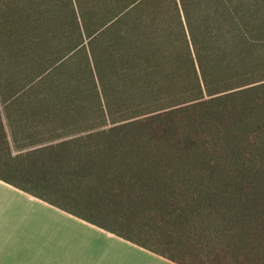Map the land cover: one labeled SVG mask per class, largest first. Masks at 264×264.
<instances>
[{"label": "trees", "instance_id": "obj_1", "mask_svg": "<svg viewBox=\"0 0 264 264\" xmlns=\"http://www.w3.org/2000/svg\"><path fill=\"white\" fill-rule=\"evenodd\" d=\"M76 2L80 22L71 0H0V133L3 138L2 112L11 110L23 97L30 96L28 100H33L39 91L48 93L46 84L50 92L60 96L66 92L72 96L88 92L98 96L99 83L107 99V88L113 83L107 80H114L122 88L133 87L125 90L129 97L134 91L135 97L145 95L149 106L168 96H183V101L200 100L186 105L189 106L186 111L190 117L192 110L200 112L197 119L208 126L209 147L204 143L205 136L186 133L166 151L157 143L168 144L170 139L165 136L176 129L174 124L163 121L168 115L157 113L143 120L150 125L157 120L146 133L153 138L150 156L156 158V173L166 175L172 185L177 180L179 184L174 187L182 188L186 194L184 201L191 204V207H171L164 212L165 217L178 223L182 233H202L223 243L227 240V244L220 245L221 252H233L235 264H262L264 188L261 187L264 185L258 178L261 172L257 174L258 167L245 165V161L251 160H246L247 156L239 148L237 152L231 151L236 131L229 130L222 110L206 108L213 103L211 99L202 100L204 93L211 96L213 92L243 86L233 82L242 79L244 83L261 71L263 46L249 35L253 14L262 9L258 1L98 0L99 4L94 7L107 8L109 17L100 25L95 22L93 30L86 19L89 7L84 0ZM67 6L73 23L69 31L60 24L56 14ZM79 23L88 39L85 44ZM183 80L187 86H183V91L178 90L181 87L178 82ZM161 82L164 88L159 85ZM7 122L6 118L8 126ZM122 130L114 127L103 134H119ZM140 135L134 136L140 138ZM222 143L237 155L234 157L239 162L237 174L227 171L228 165L221 164L218 168L210 160L201 166L192 159V152L200 153L202 158L217 154ZM256 151L261 153L259 148ZM165 156H169L168 161L159 159ZM220 168L227 172L222 173ZM212 221L217 224L213 230L208 225ZM142 247L177 264H187L166 253Z\"/></svg>", "mask_w": 264, "mask_h": 264}, {"label": "rangeland", "instance_id": "obj_2", "mask_svg": "<svg viewBox=\"0 0 264 264\" xmlns=\"http://www.w3.org/2000/svg\"><path fill=\"white\" fill-rule=\"evenodd\" d=\"M255 1H258L262 9L253 14L249 35L263 46L260 52L264 56V0H253ZM71 2L80 22L77 2L76 0ZM84 2L89 7L87 23L93 30L95 22L100 25L108 19L107 8L100 5L94 7L99 4L98 0ZM56 14L60 17V24L69 31L73 27L69 6L57 11ZM79 25L85 44L88 39L82 23ZM120 25L122 26V23ZM260 69V72L252 74L251 79L244 83L242 79L233 82L234 85L240 83L243 86L226 92H213L211 96L204 93L202 100L213 101L207 104L206 108L222 110L227 117L225 121L229 123V130L237 133L233 140L234 149L232 143L230 145L231 151L237 152L239 148L244 156H247L246 160H251L245 161V165L258 167L259 170H255L257 171L255 173L261 172L258 178L264 185V63ZM183 81L178 82L181 85L178 90H185L183 86L187 85L185 80ZM107 82H113L107 88V99L99 83L98 96L91 92L74 96L66 92L60 96L50 92L46 84L48 93L40 94L39 91L33 100H28L30 96L23 97L11 106V110L2 112V121L5 127H11V132L7 131L9 139L6 141L2 140L0 135V162L22 166L28 175L34 163L35 168L39 170L40 163L43 162V171L39 170L40 173L35 171L34 176L39 179L35 185L43 190L41 193L51 197L45 200L60 208L70 209L82 218L111 226L113 231L137 244L166 253L187 264H235L233 252H221L220 245L227 244V240L223 243L222 240H211L202 233H182L178 223L174 224L172 219L165 217L164 212L169 209L188 205L191 207V204L187 205L184 201L186 198L184 190L174 187L179 184L177 180L173 181L175 184L172 185L171 179L169 180L166 175L156 173L157 166L154 163L156 158L150 156V141L153 138L146 136V133L155 126L157 120L153 125L143 120L157 113H166L169 118L163 121L176 127L168 137L165 136L167 140L170 139L169 143L158 142L157 146L168 151L176 141L183 139V134L186 133L205 136L204 143L208 146L207 141L210 143L208 126L199 123L197 115L200 112L192 110L193 116L190 117L186 111V107L200 100L183 101V96L182 98L168 96V99L159 100L153 103V106H149L145 95L135 97L134 91L133 96H128L125 90L133 89L131 85L122 88L114 80ZM159 85L164 88L162 82ZM161 88H158L159 91L163 90ZM85 89L87 90V87ZM162 102L163 104L157 106ZM195 115L196 119L193 120ZM6 118L9 119L8 126ZM185 120L188 124H184ZM114 127H122L123 130L119 134H103ZM140 133V138L134 136ZM36 142L46 146L43 152L38 154V158L24 157L25 152H21L23 154L18 159L10 158L11 145L14 151H17V148H28ZM218 146L222 148L217 154L202 158L200 153L192 152L194 157L192 159L201 166L210 160L218 168L221 164L228 165L227 171L230 173L234 171V174H237L239 169L236 164L239 162L234 158L236 154L226 149L224 143ZM257 148L261 153L256 151ZM159 159L166 162L169 156ZM245 167L247 170L250 169ZM220 170L222 173L227 172L221 168ZM47 190L51 192L47 193ZM27 212L25 211V214ZM48 221L49 217L45 215L44 222ZM198 223L199 220L196 221V224ZM208 225H211L210 228L213 230L217 224L212 221ZM13 232L14 235L8 238L9 247L14 246L15 252L20 253L19 256L34 255L24 246L28 242L22 236V231L14 229ZM10 233L11 231L7 236H10ZM262 255L261 261L264 264V249Z\"/></svg>", "mask_w": 264, "mask_h": 264}, {"label": "crops", "instance_id": "obj_3", "mask_svg": "<svg viewBox=\"0 0 264 264\" xmlns=\"http://www.w3.org/2000/svg\"><path fill=\"white\" fill-rule=\"evenodd\" d=\"M8 128L4 125L5 138L0 133L4 141L9 139ZM45 147L36 142L14 151L11 145L10 158H20L21 152H25L24 157H37ZM35 167L34 163L28 175L22 166L0 162V264H177L121 236L111 226L45 200L51 197L41 193L35 185L39 179L34 176L35 171H43V162L39 170ZM45 215L48 222H44ZM14 229L22 231L28 242L24 246L34 255L19 256L14 246L9 247L8 238L14 235Z\"/></svg>", "mask_w": 264, "mask_h": 264}]
</instances>
